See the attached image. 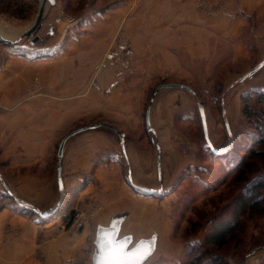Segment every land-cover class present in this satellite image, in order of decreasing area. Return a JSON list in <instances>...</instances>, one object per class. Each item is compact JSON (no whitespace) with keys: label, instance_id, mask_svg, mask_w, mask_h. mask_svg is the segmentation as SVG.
I'll use <instances>...</instances> for the list:
<instances>
[{"label":"rangeland","instance_id":"rangeland-1","mask_svg":"<svg viewBox=\"0 0 264 264\" xmlns=\"http://www.w3.org/2000/svg\"><path fill=\"white\" fill-rule=\"evenodd\" d=\"M57 1V5H45L44 18L36 31L21 37L13 46L0 42V136L6 139L11 134L13 138L7 141L13 140L18 149L25 140L29 143L25 137L27 131L33 135V147L34 139L39 140L46 133L51 139L48 157L52 171L57 164L60 139L76 128L95 124L101 126L88 129L75 140L83 139L86 143L82 149L79 147L84 155L88 154V143H94L96 164L109 160L111 151L121 147L126 157L125 145L134 146L150 157L155 171L159 160L160 178L152 185L155 192L140 193L127 177L133 200L128 210L111 216L123 217L119 234L121 238L130 236L132 246L141 240H154V250L145 264H185L192 257L191 251L200 250L197 246L215 224L232 219L231 212L249 195L250 183L257 180L263 183L259 194L264 193V145L254 146L257 155L245 154L240 145L250 125L243 116L245 103L251 105L252 111L263 109L254 95L249 99L244 95L248 91L264 90V66L245 79L241 77L264 59V0H238L245 13L238 30V43H234L239 50L235 51L231 44L220 40L217 32L215 17L224 9L225 0H138L125 9L128 18L132 12L141 13L138 27L136 18L128 20L126 27L120 25V19L111 21V27L109 21H98L99 13L108 6L115 13L124 10L105 0ZM39 5L40 0H0V28L6 35L3 37L10 40L20 37L32 26ZM48 24L54 26V34L44 36ZM97 24L105 25L97 30L94 28ZM173 25L175 30L170 28ZM157 30L159 36L152 40L149 35L154 32L157 35ZM204 32L207 45L204 56L200 58L194 50L189 54L183 45L185 34L192 35L195 45L199 34L203 38ZM120 39L133 51L128 67H121V59H117L115 66L99 71V83L93 86L89 56L96 54L98 62L103 57V47H115ZM137 41L139 49L144 48V57L140 56L141 52H135ZM157 48L160 55L156 54L154 59L158 58L160 64L150 58ZM165 52L175 61V67L163 56ZM23 60L30 63L25 66L14 62ZM166 83L185 84L194 93L182 87L156 91ZM110 84L112 93L107 91ZM149 103L151 130L145 124ZM198 103L204 108L208 136L218 153H226L238 145L229 151V156L214 158L206 148ZM258 116L252 121H257ZM1 147L2 142L0 151ZM236 155L245 164L232 170L233 165L241 162ZM7 165V158L1 157L0 169ZM122 168L126 176V164ZM16 173L14 170L13 174ZM0 187L1 195L8 196ZM75 194L59 193L57 210L63 213L64 223L55 233L54 238L58 239L54 242L57 246L76 233H83V240L73 252L61 256L58 264H92L91 256L96 250L93 230L89 234L82 232L89 217L83 208L76 206ZM20 208L39 222L45 223L48 218L39 217L27 206ZM244 212L237 231L225 247H207L206 263L212 255L221 257L224 264H264V204L254 211L245 208ZM114 219L108 217L101 223L108 226ZM41 227L33 250L39 263L45 262L42 251L47 249L48 241L45 226ZM9 230L4 234L13 237L20 234V230Z\"/></svg>","mask_w":264,"mask_h":264},{"label":"crops","instance_id":"crops-1","mask_svg":"<svg viewBox=\"0 0 264 264\" xmlns=\"http://www.w3.org/2000/svg\"><path fill=\"white\" fill-rule=\"evenodd\" d=\"M77 1L78 0H71L72 3H76ZM100 1L102 0H98L97 2ZM106 2L112 3L114 6H118V8L124 10L121 13H115L111 11L113 7L108 6L103 12L99 13V17H97L98 21H109L110 23L108 24H111V27L113 25V22L111 23V21L120 19V25H125L126 27L128 25V20H131V18L134 20L136 18L138 27V20L141 19V13L134 12L135 15H133L132 12L130 13L132 17L128 18V11L125 10L129 3H137L138 0H105V3ZM58 3L59 2L55 0V5ZM224 3V9L215 17L219 26L217 32L223 43L231 44L234 51L239 50V48L234 46V43H238V30L242 16L245 12L242 13L243 8H241L238 0H225ZM199 24H202L201 21H199ZM103 25L105 24H97L94 28L102 30L103 28H101V26ZM170 28L173 30L176 29L174 25ZM54 30L53 25H46L44 36L53 35ZM141 30L144 32L145 29L141 27ZM156 32L157 35L155 32L153 35H149L153 37L152 40L158 38L159 30ZM125 35L127 36V33H125ZM199 35L197 43L192 45L195 40H193L191 34L186 33L183 45L185 44V48L189 54H192V51L194 50V52L196 54L198 53V55H200L199 57L202 58L204 56V48L207 46L206 33L204 32L203 38L201 37V34ZM107 46L103 47V57L102 59H99L98 62L95 60L97 56L96 54L89 56L92 58L90 60L92 63L90 65L88 64V68L89 66L93 68V76L91 79L93 86H96V84L99 83V71H101L102 68L105 69L115 66L114 62H116L117 59H121V67L127 68L129 58L131 59L134 56L133 51L128 49L126 43L121 41V39L119 43L115 44V47H112V45ZM95 47L98 51L102 50L98 46ZM140 47L137 41V51L135 52H141L140 56L144 57V48L139 49ZM155 50L156 52L154 55L150 57L151 60L154 59L156 54L158 56L160 55L159 48ZM118 51H120V53L123 52L122 57H120ZM116 52L118 54H116ZM163 56H167L166 58H168L169 63L171 64L173 62L171 67H175V61L168 56L167 52H165ZM157 59H154L157 61L156 64H160V60L158 62ZM14 62H18L19 64L23 63L24 65L30 63V61L26 60ZM110 88L111 84L109 86V89ZM107 91L110 93L113 92L111 89ZM151 114L150 110V120ZM94 129L95 128H92V130ZM86 131L87 130L75 134L72 137L73 139L71 138L72 140L69 139L65 143L61 161L62 182L63 194L74 195L76 193L73 198L76 202V206L83 208L86 214H88V225L82 230V232L89 234V232L93 230V243L95 245V236L98 227H105L101 222L108 217L111 219L120 218V220H123L121 215H111L128 210V204L133 200L130 191L132 186L128 185L127 177H129L137 187H148L150 189L153 187V182L159 180V177L157 170L155 171L153 168L151 158L148 156L145 157L136 147L131 145H125L126 157L124 156V150L121 147V149L118 148L117 150L114 149L111 151L109 160L106 162L101 161L99 164H96V149L94 143H88V154L86 153L84 155L80 153L79 147L82 149L86 143L83 142V139L75 140L78 135L83 134ZM27 133L28 134L25 137H27V142L29 143H26L25 140L24 143L17 147L18 149L20 147L22 150L15 149L13 140H11V142L7 141L9 138H13L11 134H8L9 136H7L6 139L3 135L0 136V143L2 142L0 158H7L8 162L7 166H2V169H0V178L18 199L27 201L39 209V211L47 213L58 204L59 199L56 179L57 164L53 167L52 171V165L50 166L52 161H50V157H48V147L51 145V139H48V135L45 133V136H40L39 140L34 139L35 147H33V135L31 136V131H27ZM51 135L53 136L52 133ZM22 145H24V148H22ZM36 148H39V150H36ZM90 152L91 154H89ZM158 163L159 160L157 161V165ZM123 164H126V176L125 174L123 175ZM14 170H17L15 175L13 174ZM20 207L26 208L22 203L9 198L8 196H2L0 193V264H6V261L7 264H17L21 261L24 264H58L57 261L61 256L73 252L83 240L84 234L76 233L66 241H60L56 244L57 246H55L54 241L58 239L54 238L55 233L57 230L59 231L60 228H63V213H61L60 210H57L52 217L49 215L44 223L39 222L37 219H33L31 215L24 211L25 209H21ZM46 221L48 222L46 223ZM41 225L45 226L44 229L47 232L45 238L48 240L47 249L42 251L44 255L43 258L45 259V262L43 263L37 262L38 257L33 252V250H35L34 245L36 233L39 231V228H42ZM6 229H10L11 231L20 230V234L14 237L8 235V233L5 235L4 233ZM95 252L96 250L92 253L91 261Z\"/></svg>","mask_w":264,"mask_h":264},{"label":"trees","instance_id":"trees-1","mask_svg":"<svg viewBox=\"0 0 264 264\" xmlns=\"http://www.w3.org/2000/svg\"><path fill=\"white\" fill-rule=\"evenodd\" d=\"M253 95L255 96L257 102H259L263 106V109L256 110L255 112L252 111L251 105L249 103H245L244 105L243 116L246 122L250 125L249 131L244 134L245 139L240 145L242 146V151H244L247 155L259 154L254 146L264 145V90H254L252 92L248 91L244 96L246 97V99H249ZM255 115H259L258 120L252 121V118ZM239 139H242V137H239ZM249 141H251V143L250 145H247ZM206 148L209 149V147ZM235 148H238V145L234 147L232 146L229 151H233L235 150ZM229 151L222 154L214 153L211 151V155L214 158L219 157L222 159L229 156ZM236 156L237 158L239 157V161L243 159L240 155ZM231 159L232 158H230V160ZM244 164L245 163L243 161L238 162L236 165H233L234 169L232 170H235L237 169V167H241ZM250 185L251 190L249 192V195H245V197H243L238 203L237 208L231 212L232 219H223L217 224H215L212 227V230L205 236L203 243L197 246V248H200V250L197 253H195V250L191 251L189 255H192V257L190 261L185 264H224L221 257L212 255H209L210 257L208 260H210V262L206 263L205 258H207L206 255H208L207 247H214L217 249H222L223 247H225L231 237H233V235L237 231L239 227L240 217L245 213V208L249 209V211H254L256 208H258L259 205L264 204V193L259 194V190L262 188L263 183H260L257 180L255 182L250 183ZM245 190L248 192V188H246ZM252 196H255L256 198Z\"/></svg>","mask_w":264,"mask_h":264},{"label":"water","instance_id":"water-1","mask_svg":"<svg viewBox=\"0 0 264 264\" xmlns=\"http://www.w3.org/2000/svg\"><path fill=\"white\" fill-rule=\"evenodd\" d=\"M54 3H55V0H40V5H39V8H38V12H37V15H36V17L34 19V22H33L32 26L30 28H28L24 33L21 34L20 37H18L15 40L7 39V38L1 36V33H0V42H2L5 45L13 46V45H15V43L21 37L29 36L31 34V32L36 31L40 27V23H41V21L44 18L45 5H48V7H51V6L54 5ZM262 66H264V59L261 60L259 63H257L247 73H245L241 77V79H245L246 77H249L255 71L259 70ZM171 87H182V88L187 89L189 92L194 93L193 90L189 86H187L185 84H182V83H166V84H162V85H159L156 88V90H160L162 88H171ZM151 101H152V99H150V103H151ZM150 103L148 104V106L146 108V111H145V124H146V127L149 130H151V128L149 126ZM197 107H198V112H199L200 123H201V127H202V134H203L204 141H205L206 145L209 147V149L212 152L218 153V151L213 147V145H212V143H211V141L209 139V136H208V128H207L204 108H203L201 103H198ZM225 125H226V128L228 129L227 123ZM99 126H101V125L95 124V125H88V126L79 127V128H76V129L68 132L67 134H65L60 139V141L58 143V146H57V150H56V157H57L56 179H57L58 192L60 193V195L63 194L62 162L61 161H62V156H63V150H64L65 143L67 142V140L69 138H71L75 134L80 133V132L85 131V130H88V129L96 128V127H99ZM118 136H119L121 144H122L123 140H122V137H121V135L119 133H118ZM157 173H158V177L160 178V166H159V163L157 165ZM0 182H1L2 187L7 192L8 197H10L13 200H16V201L22 203L23 205L31 208L41 218H46L49 215H52L54 212L57 211V209H58V207L60 205V203H58L51 211H49L47 213L41 212V211H39V209H37L31 203H29L27 201H24L22 199H18L10 191V189L6 186V184L1 180V178H0ZM134 189L138 190L140 193H145V194H148V195H150V194L155 192V189H141V188H137V187H134ZM60 202H61V200H60ZM119 223H120V218H117V219H114L108 226L98 227V229L96 231V236H95L96 252L93 254L92 264H101V261L105 258V250H104V246H103V236H104V234L106 232H113L115 230H118ZM141 241H145V242L151 241L153 243V245H154V240H151V239L141 240ZM136 245H137V243L133 247H135Z\"/></svg>","mask_w":264,"mask_h":264},{"label":"snow or ice","instance_id":"snow-or-ice-1","mask_svg":"<svg viewBox=\"0 0 264 264\" xmlns=\"http://www.w3.org/2000/svg\"><path fill=\"white\" fill-rule=\"evenodd\" d=\"M105 258L101 264H145L154 250L151 241H139L132 246L130 236L120 237L119 230L106 232L103 236Z\"/></svg>","mask_w":264,"mask_h":264},{"label":"bare ground","instance_id":"bare-ground-1","mask_svg":"<svg viewBox=\"0 0 264 264\" xmlns=\"http://www.w3.org/2000/svg\"><path fill=\"white\" fill-rule=\"evenodd\" d=\"M0 33H1V36H5L6 37V35H5V31H3L1 28H0ZM7 33V32H6Z\"/></svg>","mask_w":264,"mask_h":264},{"label":"built area","instance_id":"built-area-1","mask_svg":"<svg viewBox=\"0 0 264 264\" xmlns=\"http://www.w3.org/2000/svg\"><path fill=\"white\" fill-rule=\"evenodd\" d=\"M60 19L58 18V21H59Z\"/></svg>","mask_w":264,"mask_h":264}]
</instances>
